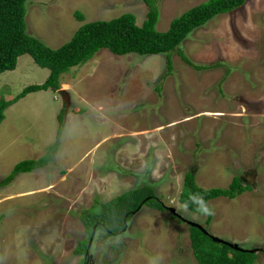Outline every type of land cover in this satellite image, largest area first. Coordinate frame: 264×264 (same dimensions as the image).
Listing matches in <instances>:
<instances>
[{
	"label": "rangeland",
	"instance_id": "rangeland-1",
	"mask_svg": "<svg viewBox=\"0 0 264 264\" xmlns=\"http://www.w3.org/2000/svg\"><path fill=\"white\" fill-rule=\"evenodd\" d=\"M156 1L157 30L165 32L209 0ZM27 10V32L51 49L87 23L132 13L142 25L148 11L142 0H30ZM180 49L192 63L213 68L197 70L176 52L168 72L166 55L103 49L61 76L62 92L31 93L7 109L0 182L17 164L46 154L60 128L62 135L48 166L0 187V264H79V242L88 238L79 214L95 199L107 202L144 185L184 221L145 206L120 236L95 233L92 264H149L157 253L163 264H198L188 222L257 249L255 264H264V0L214 18ZM49 75L23 55L14 71L0 75V97L11 100ZM190 171L204 189L228 188L236 176L250 189L209 201L215 214L208 224V216L177 211Z\"/></svg>",
	"mask_w": 264,
	"mask_h": 264
},
{
	"label": "trees",
	"instance_id": "trees-1",
	"mask_svg": "<svg viewBox=\"0 0 264 264\" xmlns=\"http://www.w3.org/2000/svg\"><path fill=\"white\" fill-rule=\"evenodd\" d=\"M29 1L0 0V75L6 71H14L19 57L26 54L30 55L38 66L48 69L50 75L42 85L29 86L11 100L0 97V126L6 119L7 109L15 103L31 93L47 90L57 92L61 87L60 78L63 74L87 63L103 49L117 56L166 55L168 72L173 70L171 53L176 52H180L181 58L197 70L213 68L212 65L200 66L192 63L181 51L180 45L196 29L204 27L220 15H228L244 7L248 0H209L175 18L165 32L157 30L160 19L158 1L142 0L148 9L142 25H138L137 17L132 13H126L109 21H93L80 27L72 40L58 49H51L27 32L26 16ZM75 17L78 21H84V15L80 12H75ZM63 115L64 113L61 112L59 116L62 125ZM61 135L60 128L57 142L47 148L46 154L36 160L30 159L17 164L12 173L1 180L0 187L10 185L20 174L31 173L48 166L60 148ZM249 189L250 186L244 185V181L239 176L233 178L228 188L204 189L197 184L196 176L190 171L185 175L179 202L183 205L188 200L190 192L203 195L207 202L221 197L233 200ZM162 204L150 185L130 189L107 202L95 199L91 208L79 214L88 233V238L79 242L77 253L83 256L79 264H84L90 259L89 243L92 244L98 230L106 231L109 236H119L124 233L135 214L145 206L164 211ZM188 209L196 212V205L189 202ZM211 219L212 215L208 216V224ZM189 229L193 255L198 264H255L257 260V253L236 250L228 245L214 242L211 235L204 234L198 228L189 226Z\"/></svg>",
	"mask_w": 264,
	"mask_h": 264
},
{
	"label": "clouds",
	"instance_id": "clouds-1",
	"mask_svg": "<svg viewBox=\"0 0 264 264\" xmlns=\"http://www.w3.org/2000/svg\"><path fill=\"white\" fill-rule=\"evenodd\" d=\"M189 202L191 204L196 205L195 211L199 214L205 216H211L215 214L214 209L210 207L209 203L205 200L203 195L199 193L193 194L191 192L188 195V200L183 204L181 208H178L177 211L182 213H187L189 208ZM176 217L178 216L176 215ZM22 237H23V230H20L17 233V240H19L21 243L23 242ZM163 261H164V257L160 253H157L156 255H153L152 257L149 258V264H163Z\"/></svg>",
	"mask_w": 264,
	"mask_h": 264
},
{
	"label": "water",
	"instance_id": "water-1",
	"mask_svg": "<svg viewBox=\"0 0 264 264\" xmlns=\"http://www.w3.org/2000/svg\"><path fill=\"white\" fill-rule=\"evenodd\" d=\"M60 92H62V91H60ZM170 211L173 213V214H175V215H177L178 213H176L175 212V210L173 209V208H171L170 209ZM178 217L180 216L179 214L177 215ZM183 219V218H182ZM184 220V219H183ZM189 224H190V226H193V227H195V228H198L199 230H201L204 234H206V235H211L206 229H204L201 225H199V224H196V223H192V222H188ZM211 238H212V240L214 241V242H217V243H221V244H225V245H228L229 247H231V248H234V249H236V250H240V251H244V252H251V253H257L258 252V250L257 249H251V250H247V249H243L242 247H239L238 245H234V244H231L230 242H227V241H225V240H223V239H220V238H218V237H215V236H210ZM91 245V242L89 243V246Z\"/></svg>",
	"mask_w": 264,
	"mask_h": 264
},
{
	"label": "flooded vegetation",
	"instance_id": "flooded-vegetation-1",
	"mask_svg": "<svg viewBox=\"0 0 264 264\" xmlns=\"http://www.w3.org/2000/svg\"><path fill=\"white\" fill-rule=\"evenodd\" d=\"M162 202V201H161ZM163 203V202H162ZM162 206H163V208H164V211L163 212H168V214L172 217V218H174V219H177V220H180V221H182L183 222V219L181 218V217H176V215L175 214H173L171 211H170V209L169 208H167V206L166 205H164V203L162 204ZM137 214H135V216H136ZM127 227H128V225H127ZM126 227V228H127ZM125 228V230H127ZM93 235H94V233H93ZM120 236V235H119ZM92 258V256L90 255V259H87L86 260V263H84V264H92L90 261L92 260L91 259Z\"/></svg>",
	"mask_w": 264,
	"mask_h": 264
},
{
	"label": "crops",
	"instance_id": "crops-1",
	"mask_svg": "<svg viewBox=\"0 0 264 264\" xmlns=\"http://www.w3.org/2000/svg\"><path fill=\"white\" fill-rule=\"evenodd\" d=\"M62 46H63V45H62ZM63 86L65 87V86H67V85H66V84H62L61 87H63ZM59 91H62V90H59Z\"/></svg>",
	"mask_w": 264,
	"mask_h": 264
}]
</instances>
